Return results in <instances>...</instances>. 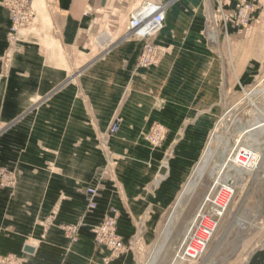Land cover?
I'll list each match as a JSON object with an SVG mask.
<instances>
[{"label": "rangeland", "instance_id": "374dc122", "mask_svg": "<svg viewBox=\"0 0 264 264\" xmlns=\"http://www.w3.org/2000/svg\"><path fill=\"white\" fill-rule=\"evenodd\" d=\"M241 2L235 0L227 9L220 0L213 1L203 36L210 50L208 65L207 61L204 65L197 61L193 69H183L190 72L188 77L184 76V83L177 82L180 78L173 69V75L169 74L164 84L166 99L158 107L162 115L153 119L139 135L145 141L148 159L133 179H138L137 187L148 184L146 190L139 189V197H148L151 205H159L163 184L164 207L168 208L162 214L134 211L136 226L123 228L124 232L120 233L119 214L105 200L101 201L99 181L129 151L125 148L118 152L114 141L108 140L113 135L121 140L129 139V131L126 126L120 127L116 116L109 127L116 122L118 130L110 133L108 127L104 145L88 148L85 178L66 181L70 189L60 190V187L56 194H51L50 181L22 180L15 151L7 150L0 142V264H41L49 252L55 259L57 249L64 251L81 236L96 239L98 234L94 229L109 220L114 221L112 231L125 245L123 252H135L132 264H243L246 255L264 236V126L250 129L255 121L264 120V0H246L243 4L248 7L242 11ZM38 4L39 0H32L34 12ZM33 22L32 18L18 35L31 29ZM128 22L127 17L120 18L113 24L117 34L94 36L92 41L98 43L101 38L107 47L124 38L130 45L138 47L140 43L141 46L142 40L127 30ZM16 40L8 39V13L0 0V137L11 131L17 118L33 102L34 105L39 102L32 96L25 111L16 112L19 109L17 85L6 78L15 56ZM152 40L162 48L160 30ZM94 49L97 48L94 46ZM160 61L161 57L148 69L158 67ZM202 113H205L203 118ZM155 122L164 127L163 137L157 143L147 139L148 130ZM207 145L213 151L212 159L191 177ZM238 149H252L259 154L258 164L248 173L237 171L228 162ZM98 150L103 152V163L95 167L93 161ZM227 175L237 179L236 192L208 247L196 261L175 260L196 208L217 177ZM185 189L187 192L183 193ZM167 190L171 192L165 193ZM86 193H91L94 207H89ZM132 231L133 236L125 240L123 235ZM145 235L150 237L148 243L141 241Z\"/></svg>", "mask_w": 264, "mask_h": 264}, {"label": "crops", "instance_id": "0c3cea01", "mask_svg": "<svg viewBox=\"0 0 264 264\" xmlns=\"http://www.w3.org/2000/svg\"><path fill=\"white\" fill-rule=\"evenodd\" d=\"M145 1L159 3L164 9L165 19L160 29L161 61L154 69H137L140 43L137 47L121 38L105 47L101 38L98 43L92 41L94 36L117 34L113 24L123 17L129 19L132 11ZM213 1L39 0L31 29L18 35L15 56L6 76L17 85L19 109L16 112L25 111L32 96L39 102L35 105L33 102L17 118L11 131L0 137L2 146L15 151L22 180L50 181L51 194H56L60 187V190H69L66 181L86 176L88 148L104 145L105 132L116 116L120 127L126 126L129 131V139L121 140L113 135L108 140L114 141L118 152L125 148L129 151L118 159L111 173L99 176L101 201L105 200L119 214L120 233L124 232L123 228L136 226L134 211L162 214L168 208L164 207L163 184L160 204L153 206L152 200L147 202L148 197H139V189L146 190L148 184L137 187L138 179L133 181L140 173V166L148 161L145 141L139 135L153 119L162 115L158 107L166 99L164 84L169 74L173 75V69L180 78L177 82L184 83V76L188 77L190 72L183 69H193L197 61L201 65L207 61L208 65L210 50L203 36ZM234 1L220 0V3L228 9ZM20 84L29 87H20ZM93 162L95 167L103 163L102 150L97 151ZM150 183L151 179L149 186ZM168 192L171 191L165 193ZM132 236L133 231L123 235L125 240ZM149 240L146 235L141 238L144 243ZM66 247L62 252L56 250L59 252L55 259L49 252L41 264H132L135 256L133 250L112 255L108 247L86 236H81L68 250ZM243 264H264V236L246 255Z\"/></svg>", "mask_w": 264, "mask_h": 264}, {"label": "built area", "instance_id": "2783aa9c", "mask_svg": "<svg viewBox=\"0 0 264 264\" xmlns=\"http://www.w3.org/2000/svg\"><path fill=\"white\" fill-rule=\"evenodd\" d=\"M245 1L242 0L241 2L244 6L241 11L248 7L244 5ZM2 3L8 13V39L13 42L17 39L19 30L33 18L32 0H2ZM164 19L163 6L152 1L143 2L130 14L127 30L142 40L136 61L137 68L151 67L160 59L161 48L152 40V37L162 28ZM241 20L243 21V19ZM117 130L118 125L113 122L109 127V132L115 133ZM163 134V125L155 122L148 130L147 139L157 143ZM230 160V164L244 170H250L258 163L255 155L246 149L234 151ZM236 188L237 179L234 176L217 177L198 205L187 232L175 253V260L181 262L196 261L202 256L220 219L230 206ZM86 194L89 207H94L91 193ZM112 229H114V221L103 222L94 229L98 234L94 240L97 244L108 247L112 255H119L124 251L125 245L119 236L113 233Z\"/></svg>", "mask_w": 264, "mask_h": 264}, {"label": "bare ground", "instance_id": "6f19581e", "mask_svg": "<svg viewBox=\"0 0 264 264\" xmlns=\"http://www.w3.org/2000/svg\"><path fill=\"white\" fill-rule=\"evenodd\" d=\"M226 115V114H225ZM263 122H264V120L263 121H261V120H257V121H255V123L252 125V127H250V129H254V128H260V127H262V126H264V124H263ZM263 131V130H262ZM210 141H212V140H210ZM210 143V142H209ZM208 143V144H209ZM219 145V144H218ZM217 146V145H216ZM251 147V146H250ZM212 148V147H211ZM246 150H249V151H251L254 155H255V158H258L259 157V154L257 153V152H254L252 149H246ZM224 151V150H223ZM213 151H211L210 149H209V145H207L206 146V149L204 150V152H203V154H202V156H201V158H200V160H199V162L197 163V165L195 166V168L193 169V171H192V173H191V177L193 176V175H195V174H197L198 173V169L200 168V167H202L203 165H205V166H207V163L209 162V160H210V158H211V153H212ZM212 159V158H211ZM231 160H230V158H229V160H228V162H230ZM258 164V163H257ZM230 166L231 167H233L234 169H236L237 171H244V172H247L248 173V170H244V169H242L241 167L239 168V167H235L233 164H230ZM216 168V167H215ZM215 168H213V169H215ZM253 169V168H252ZM213 172H214V170H213ZM189 186V185H188ZM186 188V187H185ZM185 192H187V189H185V190H183V193H185Z\"/></svg>", "mask_w": 264, "mask_h": 264}]
</instances>
